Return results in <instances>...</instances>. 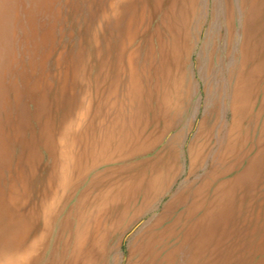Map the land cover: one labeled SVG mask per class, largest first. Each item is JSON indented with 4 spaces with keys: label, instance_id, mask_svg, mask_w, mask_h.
<instances>
[{
    "label": "rangeland",
    "instance_id": "374dc122",
    "mask_svg": "<svg viewBox=\"0 0 264 264\" xmlns=\"http://www.w3.org/2000/svg\"><path fill=\"white\" fill-rule=\"evenodd\" d=\"M0 264H264V0H0Z\"/></svg>",
    "mask_w": 264,
    "mask_h": 264
},
{
    "label": "bare ground",
    "instance_id": "6f19581e",
    "mask_svg": "<svg viewBox=\"0 0 264 264\" xmlns=\"http://www.w3.org/2000/svg\"><path fill=\"white\" fill-rule=\"evenodd\" d=\"M244 87H245L244 84H239L238 87H237V91H238L239 89H244Z\"/></svg>",
    "mask_w": 264,
    "mask_h": 264
}]
</instances>
